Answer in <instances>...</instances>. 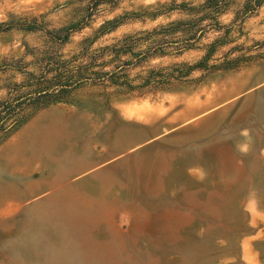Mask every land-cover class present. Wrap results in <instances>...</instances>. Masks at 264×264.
Masks as SVG:
<instances>
[{
	"label": "rangeland",
	"instance_id": "obj_1",
	"mask_svg": "<svg viewBox=\"0 0 264 264\" xmlns=\"http://www.w3.org/2000/svg\"><path fill=\"white\" fill-rule=\"evenodd\" d=\"M207 3L0 0V102L98 73L0 132V264H264V1Z\"/></svg>",
	"mask_w": 264,
	"mask_h": 264
},
{
	"label": "trees",
	"instance_id": "obj_2",
	"mask_svg": "<svg viewBox=\"0 0 264 264\" xmlns=\"http://www.w3.org/2000/svg\"><path fill=\"white\" fill-rule=\"evenodd\" d=\"M99 1V0H97ZM264 0H251L253 2L254 6H260L261 3ZM228 2V0H208L207 6L209 7L211 5L214 6L215 11L218 12L222 8V5H225ZM221 3V4H220ZM249 4V2L246 4V6ZM182 6H180L181 8ZM174 7H171L172 9ZM118 22H114V24H109V27H115ZM31 28V27H28ZM74 28V25L71 27H68L67 29ZM107 31V29H106ZM110 31V30H109ZM108 31V32H109ZM105 32V29H101L100 33ZM155 34H158V32H155ZM61 41H65L68 38V34H66L64 37L61 38L59 35L57 37ZM199 65H196L197 67ZM80 67H76L72 70H66L61 71L60 69H56V76H55V82H53L50 85H44L43 87H40L37 91L34 93H26L22 95H18L14 99H6L2 102H0V132L5 130V125L8 122H16L20 123L24 120L23 112L26 108H33V109H40L43 107H46L50 104L58 103V102H65L69 99L70 94L74 89L79 87L82 83H84L83 80H87V74L96 76L98 73L94 71L88 72L87 69L84 73L81 72ZM92 70V69H91ZM190 70V68H189ZM106 75L108 73H105ZM115 74H111L108 78L111 80L112 83L117 84L118 80L114 79ZM150 75H153L152 73ZM150 78V77H149ZM151 79H147V81L144 82L143 86H146L147 84H150ZM29 85V84H28ZM129 86V85H128ZM131 88V87H130Z\"/></svg>",
	"mask_w": 264,
	"mask_h": 264
},
{
	"label": "crops",
	"instance_id": "obj_3",
	"mask_svg": "<svg viewBox=\"0 0 264 264\" xmlns=\"http://www.w3.org/2000/svg\"><path fill=\"white\" fill-rule=\"evenodd\" d=\"M35 121H36V120H35ZM35 121H33V123H31V124L34 125V126H38V127L41 128V129L44 128L42 125H38V124H37V121H36V123H34ZM31 124H30V125H31ZM30 125H29V126H30ZM29 126H27V127H29ZM27 127H25V128L20 132V134H21L22 132H24L25 129H26ZM20 134H19V135H20ZM19 135H18V136H19ZM19 138H20V136H19ZM34 147H35V146H34ZM32 151H33V149H32ZM34 152H35V151H34ZM34 152L32 153V152L29 151V153H26V155H25V157H23V159H26V158H32V156L35 154ZM35 156H36V155H35Z\"/></svg>",
	"mask_w": 264,
	"mask_h": 264
},
{
	"label": "bare ground",
	"instance_id": "obj_4",
	"mask_svg": "<svg viewBox=\"0 0 264 264\" xmlns=\"http://www.w3.org/2000/svg\"><path fill=\"white\" fill-rule=\"evenodd\" d=\"M17 149V148H16ZM19 149V148H18ZM25 152V151H24ZM23 153V152H22ZM14 157V156H13Z\"/></svg>",
	"mask_w": 264,
	"mask_h": 264
}]
</instances>
